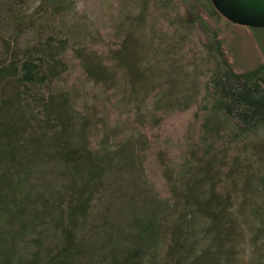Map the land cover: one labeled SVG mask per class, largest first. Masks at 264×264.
<instances>
[{
	"label": "trees",
	"instance_id": "16d2710c",
	"mask_svg": "<svg viewBox=\"0 0 264 264\" xmlns=\"http://www.w3.org/2000/svg\"><path fill=\"white\" fill-rule=\"evenodd\" d=\"M136 1L143 8L114 49L79 42L80 34L65 29L64 0H38L33 11L30 0H0V264H94V255L97 264H234L236 225L226 187L247 193L252 182L264 191V62L236 72L225 60L198 9L232 23L210 0ZM169 10L186 34L201 32L210 65L202 93H184L188 65L168 60L167 88L152 94L162 75L158 48L140 37L148 32L149 14L164 20ZM186 39L178 42L181 52L191 44ZM77 73L96 86L124 88L136 112L145 111L151 95L159 119L194 110L197 134L176 180H167L168 197L159 201L166 214L133 217L123 246L112 235L97 248L85 244L92 204L120 152L106 139L98 146L90 141L91 130L104 131L105 123L100 111L80 110L68 83ZM141 136L138 146L147 139ZM137 154L127 153L125 168L142 169L141 147Z\"/></svg>",
	"mask_w": 264,
	"mask_h": 264
},
{
	"label": "rangeland",
	"instance_id": "374dc122",
	"mask_svg": "<svg viewBox=\"0 0 264 264\" xmlns=\"http://www.w3.org/2000/svg\"><path fill=\"white\" fill-rule=\"evenodd\" d=\"M139 2L64 0L67 16L63 25L65 29L72 28L81 35L79 42L92 43L95 46L105 42L111 44L114 49H119V42L123 39L129 22L143 8ZM38 5V0H30L27 8H31L27 10L33 11ZM173 11L169 10L170 13L164 20L159 16L160 13L157 15L153 11L149 14L148 32L146 37H140V42H154V46L158 48L154 53L156 61L160 63L162 75L152 94L158 95L156 93L161 92L163 87L167 88L165 75L169 68L164 63L168 60H181L188 65L187 79L182 87L185 88L184 93L194 89L202 93L210 65L208 66L207 53L202 45L201 32L186 34ZM198 13L217 33L225 60L236 72L250 70L264 62V28L229 24L223 19L209 17L202 9H198ZM191 16L195 18V14ZM175 26L180 30L174 31ZM185 39V42L191 44L181 52L178 42ZM154 53L151 52L150 57H153ZM169 54L170 56L166 57ZM77 74L79 75L71 76L68 83L71 91L77 94L80 110L87 111L92 108L93 111H100L97 118L102 124L105 123L104 131L101 130L102 127L99 130H91L90 141L98 146L106 139L111 142L109 144L114 150L120 152L117 164L115 163L106 175L105 186L103 185V190L99 193V199L92 204V216L86 221L83 230L85 236H89L85 239V244L90 248H97L98 244L105 243L112 235V238L123 246L125 242L121 238L127 234V225L133 217L146 218L150 213H165L166 210H162L159 201L168 197L167 180H176L190 139L197 134L195 130L198 126L192 119L194 110L189 113L169 112L159 119L158 113L153 112L156 100L151 95L145 111L141 109L136 112L129 106L126 98L128 92L124 88V91L122 88L113 91L107 88L108 86H96L80 76V73ZM156 98L158 100V96ZM143 132L147 134V139L144 145L138 146L137 139L143 140ZM128 143L130 144L125 147ZM140 147L145 156L144 162L140 158L142 169L138 170L139 166L134 165L125 168L127 165H124V161L129 159L126 158L127 153L133 151L135 159ZM158 153L163 155L168 164L167 168L163 167L165 161L162 164ZM262 163L259 162L260 166ZM259 175H264V170L260 171ZM247 188L245 193L241 188L234 190L231 186L226 187L229 194V216L236 225L233 243L234 264H264V191H260L252 182ZM91 260L94 264L98 263L95 255Z\"/></svg>",
	"mask_w": 264,
	"mask_h": 264
},
{
	"label": "water",
	"instance_id": "95a60500",
	"mask_svg": "<svg viewBox=\"0 0 264 264\" xmlns=\"http://www.w3.org/2000/svg\"><path fill=\"white\" fill-rule=\"evenodd\" d=\"M228 22L247 28H264V0H210Z\"/></svg>",
	"mask_w": 264,
	"mask_h": 264
}]
</instances>
